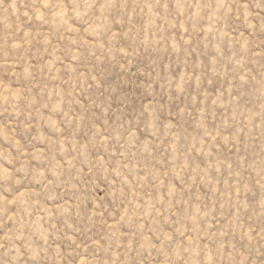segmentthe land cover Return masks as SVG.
<instances>
[{"label": "rangeland", "instance_id": "374dc122", "mask_svg": "<svg viewBox=\"0 0 264 264\" xmlns=\"http://www.w3.org/2000/svg\"><path fill=\"white\" fill-rule=\"evenodd\" d=\"M0 264H264V0H0Z\"/></svg>", "mask_w": 264, "mask_h": 264}]
</instances>
